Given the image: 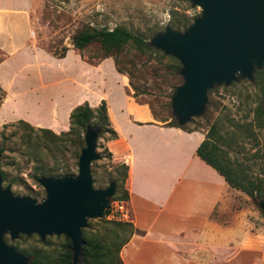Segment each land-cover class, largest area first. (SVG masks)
Wrapping results in <instances>:
<instances>
[{
    "label": "crops",
    "instance_id": "obj_1",
    "mask_svg": "<svg viewBox=\"0 0 264 264\" xmlns=\"http://www.w3.org/2000/svg\"><path fill=\"white\" fill-rule=\"evenodd\" d=\"M19 2L22 10L0 0L2 107L16 120L59 133L68 128L74 108H96L105 101L117 134L105 146L114 161L128 167L127 202L139 231L121 250L123 263L264 264V217L233 208L229 185L196 154L205 134L158 123L150 107L133 98L128 79L111 58L95 65L79 56L56 60L23 40L31 10ZM12 15H21L23 22ZM15 58L18 67H8ZM7 67L9 81L1 73ZM64 82L68 91L61 87Z\"/></svg>",
    "mask_w": 264,
    "mask_h": 264
},
{
    "label": "rangeland",
    "instance_id": "obj_2",
    "mask_svg": "<svg viewBox=\"0 0 264 264\" xmlns=\"http://www.w3.org/2000/svg\"><path fill=\"white\" fill-rule=\"evenodd\" d=\"M19 1L26 2L31 10L30 26L25 25L21 29L23 40L34 42L38 49L45 51L53 59L56 58L51 52L59 53L65 47L66 56L70 55L69 61H72L74 56H79L91 65L100 62L98 59L101 55L100 48L95 44L82 51L74 49L72 38L80 30L113 29L116 26H124L133 33L148 38L154 29L169 28V22L181 15L189 18V25L193 24L202 11L200 7L193 6L189 0H10V6L14 10H22L18 9ZM12 17L19 24L23 22L21 15H12ZM3 58L4 55L0 51V61ZM19 61L18 58L13 59L8 67H18ZM118 65L129 73L130 76L126 73L124 76L136 87L137 96L133 98L139 103L148 105L158 123L166 125L174 119L177 121L172 113L171 104L176 88L183 83L180 74H169L164 66L152 57L142 55L133 49H125L118 56ZM8 67L1 72L7 81L10 80L11 75ZM49 67L45 69L47 75H50ZM261 69L264 70V67ZM61 77L65 78L63 75ZM236 78L229 86L217 84L208 92L204 112L193 117V124L188 125L187 129L201 131L206 136L211 126L215 124L214 137L217 139L213 138V140L219 154L233 166V169L264 183V127L257 126L255 122L256 89L253 80L250 81L239 74ZM68 85L64 82L61 87L68 91ZM1 90L2 188L9 187L14 196L29 197L41 203L46 194L36 178L37 169L42 165L49 169H61L60 171H66L72 177L77 176L78 158L84 148L85 132L80 130L79 138L71 135L61 142L55 141L49 134L31 133L28 128L19 125V120H16L10 111L2 107L6 93L2 88ZM130 91L131 94L134 93L131 87ZM33 129L38 128L33 127ZM69 129L70 124L64 132L53 133L60 135L67 133ZM28 135L43 141L42 146H37L36 153L29 149ZM107 139L108 135L98 137L96 153L99 159L93 161L90 167L95 190L106 189L110 177L117 176V167L121 164L109 155L105 146ZM230 188V197L235 210L256 211L264 217V211L258 200H253L243 192ZM102 219L105 218L103 216L88 218L87 227L95 231H103L98 224ZM4 239H8L5 242L10 246H16L29 254L36 251L53 260L65 253L67 245V238L62 235L46 236L44 241H41L37 235L29 237L20 235L15 240H11L9 235H6ZM26 257L31 262L32 257Z\"/></svg>",
    "mask_w": 264,
    "mask_h": 264
},
{
    "label": "water",
    "instance_id": "obj_3",
    "mask_svg": "<svg viewBox=\"0 0 264 264\" xmlns=\"http://www.w3.org/2000/svg\"><path fill=\"white\" fill-rule=\"evenodd\" d=\"M202 9L200 17L180 33L166 28L150 41L152 47L177 59L183 79L172 97V113L180 125L202 114L207 94L217 84L229 86L239 74L253 79L264 67V0H189ZM97 127H88L78 158V174L41 177L46 197L38 203L2 188L0 176V264H30L28 257L5 242L20 235L64 236L70 241L72 264H80L84 241L81 230L88 218L104 217L116 193L114 183L95 190L91 163L99 159ZM264 211V201L260 202Z\"/></svg>",
    "mask_w": 264,
    "mask_h": 264
},
{
    "label": "trees",
    "instance_id": "obj_4",
    "mask_svg": "<svg viewBox=\"0 0 264 264\" xmlns=\"http://www.w3.org/2000/svg\"><path fill=\"white\" fill-rule=\"evenodd\" d=\"M189 24V18L186 15H181L169 22V28L175 32L182 33L188 28ZM164 31V28L154 29L148 38H144L141 34L133 33L124 26H116L113 29H84L78 31L73 36L72 45L74 49L78 51H82L90 45H98L101 52L100 57H98V59H100L99 61L108 58L113 59L116 71L122 75H125V73L129 75L127 71H124V69L118 65V56L125 49H133L142 55L152 57L158 63L162 64L169 74L177 75L182 68L180 62L171 56L165 55L162 51L155 49L150 44V40L153 37ZM66 52L67 48L64 47L59 53L51 52V54L56 59H63L66 56ZM252 80L256 89L254 98L257 103L255 109V122H257V126L264 127V70H255ZM129 86L134 90L133 97L135 98L137 96L136 87L131 82H129ZM0 92H2L1 88ZM18 123L19 125L28 128L31 133L40 132L46 135L49 134L52 139H55V141L58 142L63 141L64 138H68L71 135L79 138V131L86 132L88 127H97L100 131L99 137L108 135L107 141L115 140L117 138V134L111 128L108 120L105 101H102L96 108H90L88 104H83L74 108L69 116V131L67 133H61L60 135H55L48 129L38 128L37 130H34L31 125L22 120H19ZM190 124H193L192 119L185 125H179L174 119L164 126L179 128L186 132L198 131L188 130L187 126ZM214 134L216 135L215 124L211 126L204 141L196 150L197 156L222 176L230 187L243 192L253 200H258L259 202L264 201V183L260 180H254L246 176L239 170L233 169V166L219 154L218 147L213 140V138L217 139L214 137ZM218 139H220V137H218ZM28 143L29 149H31L33 153H36L37 146L43 145L42 140L34 138L31 135H28ZM109 155L111 156L110 153ZM117 168V176L110 177L108 181V184L114 183L116 186V193L110 201H128L129 193L126 189L128 167L125 164H120ZM60 170L61 169L58 168L49 169L40 165L37 169L36 178L37 180L41 177L63 178L70 175L68 172ZM98 224L103 231H95L89 227L81 230L84 246L83 257L80 264H124L120 257V252L123 247L129 243L133 235L138 234L139 231L134 228L131 222L102 219L99 220ZM7 240L8 239H5V241ZM70 245V241L67 239L65 253L55 260L47 258L36 251L29 254L26 251L20 250L16 246H12L24 256H31V264H72Z\"/></svg>",
    "mask_w": 264,
    "mask_h": 264
},
{
    "label": "built area",
    "instance_id": "obj_5",
    "mask_svg": "<svg viewBox=\"0 0 264 264\" xmlns=\"http://www.w3.org/2000/svg\"><path fill=\"white\" fill-rule=\"evenodd\" d=\"M104 218L120 222H131V210L128 202L125 200L110 201Z\"/></svg>",
    "mask_w": 264,
    "mask_h": 264
}]
</instances>
